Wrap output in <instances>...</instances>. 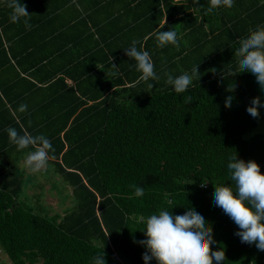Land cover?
Returning a JSON list of instances; mask_svg holds the SVG:
<instances>
[{
	"label": "trees",
	"instance_id": "16d2710c",
	"mask_svg": "<svg viewBox=\"0 0 264 264\" xmlns=\"http://www.w3.org/2000/svg\"><path fill=\"white\" fill-rule=\"evenodd\" d=\"M20 2L31 30L12 23L0 0V249L11 263L92 264L104 251L106 264H144L146 219L190 207L210 223L211 250L225 253L220 264H264V251L242 243L214 204L215 184L232 186L230 156L255 161L264 174V135L254 130L264 107L258 118L247 112L256 97L264 104V91L250 72L230 75L239 41L264 25V0H233L210 13V0ZM167 26L178 47L158 46L155 33ZM134 39L159 81L139 79L125 54ZM194 66L200 79L188 92L165 83L164 71L176 77ZM9 127L51 141L57 188L72 196L62 215L49 216L37 194V210L19 199L29 175L17 164L32 149L17 150Z\"/></svg>",
	"mask_w": 264,
	"mask_h": 264
},
{
	"label": "clouds",
	"instance_id": "9594fccd",
	"mask_svg": "<svg viewBox=\"0 0 264 264\" xmlns=\"http://www.w3.org/2000/svg\"><path fill=\"white\" fill-rule=\"evenodd\" d=\"M195 4L199 0H194ZM6 7L11 10L9 19L12 23L23 20L27 30H31V16L27 12L26 5L20 0H6ZM220 7L232 8L233 0H210L207 12H212ZM159 47L171 44L179 46L178 33L175 30L157 31L155 33ZM138 40H132L131 45L126 49L125 54L134 60L136 70L141 73L142 81H159L160 75L155 71L154 63L148 51L138 50ZM239 47L234 55L238 57V67L230 75L250 72L256 77L261 90L264 91V25L257 26L256 30L239 41ZM113 69L118 68L112 63ZM212 71H215L213 69ZM116 74V73H114ZM165 83L172 86L173 90L182 94L188 92L194 79H200L198 66H194L191 74L184 72L173 77L169 72L164 71ZM154 84L149 83L148 88L152 89ZM233 92L235 87L228 88ZM233 96H229L225 102V108L233 103ZM185 103L192 102V96L184 97ZM247 112L253 117H259L258 109L264 107L260 98L256 97L251 101ZM19 112L27 111V105L19 106ZM30 124V122H29ZM9 140L17 146V150L31 148L25 154V168L29 174L48 171L49 161L54 160L55 149L51 141L43 134L33 136L27 130L20 134L15 128L6 129ZM51 153V154H50ZM232 186L215 184L214 204L238 226L240 231L235 235L242 243L255 244L258 250L264 251V174H261L260 166L255 161L245 162L237 158V153L229 157L227 165ZM207 183H202V187ZM134 195L142 197L144 189L132 184ZM146 239L139 241L147 251L143 254L144 264H149L155 259L157 264H216L225 260V253L212 251L213 229L204 216H201L192 208H188L185 214L173 216L168 210H161L152 214L146 219L144 230ZM105 253H98L93 257L92 264H106Z\"/></svg>",
	"mask_w": 264,
	"mask_h": 264
},
{
	"label": "rangeland",
	"instance_id": "374dc122",
	"mask_svg": "<svg viewBox=\"0 0 264 264\" xmlns=\"http://www.w3.org/2000/svg\"><path fill=\"white\" fill-rule=\"evenodd\" d=\"M217 20L219 21V19ZM179 21L180 20H177L176 23L178 24ZM178 25L180 26V23ZM171 28L172 26L171 27L167 26L164 31H168ZM124 43H126V41ZM171 71L173 72V70ZM254 130L255 131L258 130L259 133H262L264 135V121L259 122ZM9 158L10 157H7L8 160ZM23 158L24 156L22 157V159ZM17 165L22 166V160L18 161ZM23 170L25 175L26 174L29 175L27 176L29 182L24 187L23 189L24 192H21L22 195L19 197V199H21V202L23 203L24 201H26V203L34 205L35 210H37L35 197L30 198V195L37 194L38 202L40 204L39 206L40 207L42 206L41 208L45 209L49 216L53 217L54 214L62 215V213L66 211L65 208H67L71 204L72 196L67 192L66 188H61V189L57 188L58 187V182L56 181L57 172L55 171L52 163L50 165V161H49L48 171L46 172L29 174L26 168H24ZM30 199L32 200L31 202H29ZM67 209H70V207ZM0 264H12L11 261L8 259L5 253L2 252L1 249H0Z\"/></svg>",
	"mask_w": 264,
	"mask_h": 264
},
{
	"label": "water",
	"instance_id": "95a60500",
	"mask_svg": "<svg viewBox=\"0 0 264 264\" xmlns=\"http://www.w3.org/2000/svg\"><path fill=\"white\" fill-rule=\"evenodd\" d=\"M23 163L25 164V155H24V158L22 159Z\"/></svg>",
	"mask_w": 264,
	"mask_h": 264
}]
</instances>
